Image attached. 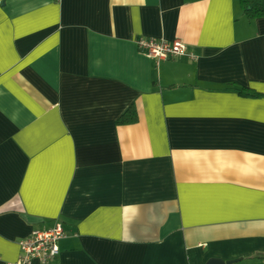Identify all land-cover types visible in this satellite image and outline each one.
Segmentation results:
<instances>
[{"label":"crops","instance_id":"1","mask_svg":"<svg viewBox=\"0 0 264 264\" xmlns=\"http://www.w3.org/2000/svg\"><path fill=\"white\" fill-rule=\"evenodd\" d=\"M141 37L192 55L157 64ZM56 222L46 264H264V17L240 0H0V264Z\"/></svg>","mask_w":264,"mask_h":264},{"label":"built area","instance_id":"2","mask_svg":"<svg viewBox=\"0 0 264 264\" xmlns=\"http://www.w3.org/2000/svg\"><path fill=\"white\" fill-rule=\"evenodd\" d=\"M137 45L143 54L155 59L157 64L162 60L192 55L187 44L181 40L169 42L153 37H141L137 39ZM66 237L62 222H56L49 230L22 236L18 239L20 256L9 264H31L35 260L46 264L59 255V243Z\"/></svg>","mask_w":264,"mask_h":264},{"label":"trees","instance_id":"3","mask_svg":"<svg viewBox=\"0 0 264 264\" xmlns=\"http://www.w3.org/2000/svg\"><path fill=\"white\" fill-rule=\"evenodd\" d=\"M241 7L245 15L250 19H256L264 17V0H240ZM240 93L242 95L259 97L261 94L251 90L250 88H240ZM137 112L134 106H131L119 119V124H131L137 122ZM60 254V253H59ZM252 259L264 260V255L253 256ZM256 264H262L257 262Z\"/></svg>","mask_w":264,"mask_h":264},{"label":"water","instance_id":"4","mask_svg":"<svg viewBox=\"0 0 264 264\" xmlns=\"http://www.w3.org/2000/svg\"><path fill=\"white\" fill-rule=\"evenodd\" d=\"M239 260H231V261H224L222 259H218V258H211L210 260H208V262L206 264H233L238 262Z\"/></svg>","mask_w":264,"mask_h":264}]
</instances>
